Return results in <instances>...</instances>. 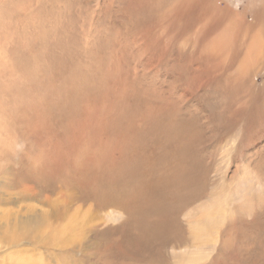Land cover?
<instances>
[{
	"label": "rangeland",
	"instance_id": "rangeland-1",
	"mask_svg": "<svg viewBox=\"0 0 264 264\" xmlns=\"http://www.w3.org/2000/svg\"><path fill=\"white\" fill-rule=\"evenodd\" d=\"M46 1L49 6L45 11H51V18L45 19L52 31L49 43L54 44L58 33L63 39L54 48L61 58L56 62L62 68L59 70L71 66L73 74L88 75L91 69L100 70L90 67L91 63L108 59L107 55L116 45L122 48L123 37L131 41L128 39L125 53H117L120 65H124L121 84L115 85L109 93L108 86L114 83L108 79L104 86L97 88L99 83L94 77L91 90L88 86L85 89L86 82L79 88L80 95L87 98L98 92L101 99L95 96L100 100L110 97L102 103L103 108L85 101L82 104L85 107L63 122L69 106H62L56 96L50 99V104L59 108L52 106L49 115L58 119H48L40 125L43 126L40 137L23 130L31 126L23 122L31 121L32 117L29 112L23 115L19 99L26 94L31 100L28 109L38 106L37 109L42 110L44 104L38 98L49 93L44 89L47 84L43 83V92L36 94V84L22 79L14 66V60L20 59L12 58L13 53L27 55L28 52L18 49L20 43L13 42L8 49L0 44V76L14 83L13 91L5 98L9 107L5 101L0 102L3 110L2 114L0 111V129L4 130V122L9 117L20 118L15 119L22 123L10 124L12 127L7 128L6 136L26 133V139L20 138L23 143L20 152H27L28 156L25 165L36 172L35 161L41 157L44 168L41 170V165L38 168L47 177L28 175L24 173L26 170L17 172L16 167L9 174L0 171V264H24L25 261L29 264H264V65L255 75L233 80L219 62L206 58L202 36L195 34L199 31L196 27L186 33L167 35L163 24H150L132 34L133 29L120 28L124 19L119 0ZM213 1L218 6L224 4L229 13L242 16L245 13L248 23L254 21L252 11L255 15L264 11V0ZM126 2L129 4V0ZM41 3L42 0H0V11H4L0 14V41L3 33L15 27L17 19L40 11ZM7 13H11L12 25L2 23ZM135 24L136 21L132 25ZM34 29L35 25L16 28L18 35H14L23 38ZM175 65L178 70H174ZM98 66L101 67V63ZM54 76L61 78L62 81L56 79L58 84L66 79L64 75L54 73ZM85 78L89 83L91 77ZM5 83L1 80L2 86ZM126 84L128 93L122 94ZM110 104L115 107L111 114L105 108ZM135 104H141L139 109ZM148 106L154 111L158 106L164 109L159 111V116L148 115ZM103 110L112 118L98 116ZM125 111L146 114V124L137 119L129 123L125 119L132 114L125 115ZM143 125L146 130L138 138L143 149L138 150L133 148L138 133L133 128L126 130L125 126ZM110 126H116L131 139L125 143L134 154V161L120 171L121 181L117 186L133 188L132 183L125 184L128 167L136 169L144 165L151 172L166 158L157 175L159 185L136 204L140 209L138 212L136 209L133 219H127L129 211L119 204L110 199L100 204L102 201L90 193L84 176L91 169L78 174L76 181L67 165H63V169L52 167L54 151L58 158L71 157L73 148L77 152L79 148H87L73 144L77 131L87 135L89 140L90 134L106 137L109 133L116 134ZM165 126H173V137L168 139ZM176 130L189 136V143L184 147ZM183 142L181 140V144ZM160 144L167 149L165 153ZM145 150L150 151L149 159H139ZM14 164L10 159V166ZM100 170L97 179L112 174L109 166ZM32 217H40L42 223L35 225ZM135 225L142 228L138 230ZM140 232L146 236V242L139 240Z\"/></svg>",
	"mask_w": 264,
	"mask_h": 264
},
{
	"label": "bare ground",
	"instance_id": "bare-ground-1",
	"mask_svg": "<svg viewBox=\"0 0 264 264\" xmlns=\"http://www.w3.org/2000/svg\"><path fill=\"white\" fill-rule=\"evenodd\" d=\"M17 1H22V0H17ZM44 1L42 0L40 11L33 12L29 14L28 16L17 19L15 23V27L11 28L9 33H3L2 34L3 39H1L0 41V44H2L6 49H8L9 48L8 45L12 44L13 42L20 43L18 49H24L28 53L27 55H16L14 53L12 54V58L20 59V61L14 60V62L16 63L14 64V66L17 67V70L20 73L19 75H21L22 79L29 81V83L33 82V84H36V87H34L36 89L34 90L36 94L42 93L44 89L49 92L48 94H41V97L38 98V99H42V102L44 104V108L42 107V110L37 109L38 106L34 110H32L31 107L28 109V106L31 100L25 97L26 94L22 95L21 97L20 95H17V97H20L19 100L21 101L22 107L24 109L23 115L25 116L26 113L29 112L27 114L31 115L32 117L31 121H28L27 123L23 122L26 125H31V126H26V128L23 130H26L27 134L29 135H36L39 137L41 136L42 127H43L40 125L46 123L48 119H54V120L58 119L56 116L49 115V111L51 110L50 108L52 106L56 110L59 108V105L54 106L50 104V99L56 98V96H58L62 106L63 105L69 106L65 112L66 117H64V119L66 120H64L63 122L70 120L73 116L76 115L79 109H82L83 107H85V106H82V104L85 101H89L91 104L93 102L94 105L98 106V108L100 107L103 108L102 103L109 100L110 97L106 98L105 100H100L101 95L98 92L97 95L94 94V95H91V97L87 98L85 96L80 95L81 91L79 90V88L82 85H84L83 84L84 82H86L85 89H86V86H88V90H91V87H93L95 84L94 77L97 78L98 83H99L97 88L104 86L107 83L108 79L111 81V83H114L112 87L108 86L109 93L112 92L115 85L121 84V80H122L121 71L124 65L123 64L120 65L121 63L117 59V53H125V49L127 46L126 43L128 42V39L131 41V39L128 38L127 36L123 37L122 42H124V45L122 46V48L120 47V49H118V45H116L112 48V51L107 55L108 59L102 58L96 62L91 63L90 67L95 66V67L100 68V70L97 69L94 71L93 69H91L88 75L82 76L80 73L73 74L71 66H66L65 70H59V68L60 69L62 68L57 66L56 62H59L61 58H60V55L57 54L54 48L58 45V43L63 42V39L59 38V33H58V37L54 39L55 41L54 44L49 43L51 35H52V31L49 30V28L47 27L45 19L51 18V11L48 13L45 11V7L49 6L48 5L49 2L46 0ZM119 1H120L121 13L123 15L122 19L124 20L121 26L119 23H118V26H120L122 30L125 29L126 27L130 30L133 29V31H131L132 34H135L137 30L141 29L142 27L146 28L144 27V25L147 26L150 24L155 25V26L163 24L166 29L167 35H170L171 33L179 34V31L186 33L190 29H194L195 27L199 29V31L195 34L202 36V42L204 43L203 51L206 50V52H204L206 54L205 55L206 58L210 60L214 59L217 62H219L220 67L225 69V74L227 73L230 79H233V80L246 79L253 73H254L253 75H255V72L264 65V11H262V13L259 15H255L254 11H252L253 13L252 17L254 18V21H251V23H248L245 20V13L243 14V16L242 14H236L234 12L229 13L226 6H224V4L221 6H218L213 0H129V4H127L126 0H119ZM3 13L4 11L2 9L0 11V14H3ZM10 16H11V13H7L6 16L3 17L2 23L5 25H12L11 21H9ZM134 21H136V24L132 25L134 24ZM27 25H35V29L32 32L23 35V38L17 37L16 35L18 34H16V28L17 29L23 28V27H26ZM114 25H116V23L113 24V27ZM161 27L162 26H160V28ZM120 40L121 39H119L118 41ZM35 47L37 48L35 49ZM30 48H32L31 51H29ZM21 62H24V63H21ZM76 62L78 64V67L81 69V66L79 65L78 60H76ZM99 63H101L102 65L101 67L98 66ZM205 64H207V62ZM212 64L218 65L217 63H212ZM173 68L174 70L175 69L178 70L176 65ZM101 70H103L102 73H100ZM54 73L57 76L64 75L66 78L64 80L65 82L63 81L62 84H58V82L55 83V81L57 80L58 81H62V80L60 77L59 79L58 77L54 76ZM87 76L91 77V80L89 83L87 82L88 79L85 78ZM4 78L5 77L0 76V102H3V101L6 102L5 100L6 96L7 95L9 96L11 92L13 91L12 85H14V83L7 81L6 79L4 80ZM1 80L6 82L5 85L3 86L1 85ZM105 80L106 82H104ZM43 83L47 84L44 87V89L42 88ZM128 88H129V85L126 84L123 87L124 91L122 94L128 93ZM57 91L59 93L58 95H57ZM95 95L100 99H98ZM32 98H35V97H32ZM5 104H6V107H9L7 102ZM140 106L141 104L139 106L135 104L134 107L139 109ZM151 107L152 106L147 107L146 114L148 115L153 114V115L159 116L160 115L159 111L164 109L158 106L154 111V110H151ZM105 108L109 109L108 113L111 114L112 110H114L115 107L114 105H111L109 107L106 105ZM0 111L2 114L3 110L1 106H0ZM55 112L56 111H54L53 113ZM102 112L103 113L98 114V116L103 117V118H109V119L112 118L111 116L107 114L106 111L103 110ZM126 114H132L130 118L128 117L125 119L126 121L131 120L132 122H135L137 119L138 121L141 120L142 122H145L144 125L146 124V117H145L146 114L143 115L140 111H138L135 114L125 111V115ZM15 118L20 119L18 116H11L4 122L5 124V126H3L4 130L2 131L0 129V171L3 173L9 174V173L14 172L15 167H16L17 172L19 171L22 172L23 170H26V172H24L25 174L34 175V177L38 176L41 179L47 178L45 174L41 173V170H43L44 168V160L41 157L36 158L35 165H34L36 172L32 170L31 168L26 167L25 165L28 159V156H27V152L25 154L20 152V150L23 148V143H21L22 141L20 140V138L26 139L27 134L25 133L23 135V133L18 132L14 134L13 136H11L10 138L6 136L7 131H8L7 128L12 127V126H9L10 124L22 123L21 121H18ZM131 121L129 123H132ZM144 125L143 126H125L126 130L133 128L138 133L136 144L133 147V148H137L138 150L143 149L142 144H139L138 142V138L141 137L142 133L146 130V126ZM109 129L115 130L116 134L109 133L107 137L104 135L94 136L93 134H90L92 137H90L89 140H87V137H86L87 135L85 136L84 133L80 134L77 131L73 144L76 145L77 148L80 147L81 145H85L87 146V148L84 150L82 148H79L78 152L76 148H73L71 150V157L61 156L58 158L55 155L57 154L56 151H54L55 160L53 158L52 167L53 169L54 168L63 169V165H67L69 168H71L70 172L72 173V176H73L72 179H75L76 181H78V174L82 173L87 168L91 169V171L84 176V178L87 179L89 183L88 189L90 190V193L98 197L102 201L100 204L106 202L108 199H110V201L114 204H119L120 206L119 205L118 206L120 208H123L124 210L129 211V215H127V219L128 218L133 219L136 209H137V212L140 209V206H137L136 204H139V202L141 203L144 197H146L150 192L156 189V187L159 185L160 180L157 179L159 178L157 177V175L162 171V168L160 165L162 163H165L166 158L164 157L161 163L159 164L157 163L156 164L157 169L150 170L151 172H148L144 165H141L136 169H130L128 167L129 172L127 173L128 176L126 178L125 184L130 185L132 183L133 188L127 189L126 187H124V185L117 186V183L121 181V180L119 181L120 171L123 169L124 166L134 161L132 157V155L134 154H133V149L130 150V148L127 146V143H125V140L128 142L131 139L126 138L120 132V130H117L116 126H110ZM164 131L168 139L169 137H173V133H174L173 126H165ZM175 134L180 139V145L182 147H184L185 145L189 143V140H190L189 136L184 131L176 130ZM78 137H80L81 140L78 141ZM181 140L184 141L182 144H181ZM159 147L163 153L167 151V149L164 146H161V144L159 145ZM76 152H77L78 158H76ZM149 154H150V151L145 150L144 152H142V156H140L139 159L147 160L149 159L147 158ZM18 158L20 162H17ZM10 159H12L15 162L13 166H10ZM86 161L88 164L93 165L94 167L93 168L88 167ZM40 165H41V170L40 168H38V166ZM104 166H109L111 168L112 174L109 173L107 177L101 180L100 178L97 179V177L99 176V173H101L100 167H104ZM25 178L27 177L25 176ZM50 183H53V181H51ZM92 183L94 185H92ZM33 194H35V192ZM93 198H90V199H93ZM100 200L98 201L100 202ZM143 209H146V206ZM39 218L32 217L31 222L39 226V224L42 223L39 220ZM125 224H128V223L125 222ZM41 227L43 228V224ZM136 228L139 230L142 227L136 226ZM69 229H70L69 231H71L72 227H70ZM139 240L142 243L147 241L146 236L142 232L139 233ZM162 251L165 252L164 248H162ZM78 252L80 253L79 250ZM61 258H63L62 255H61ZM97 258L100 259L99 256ZM24 264H29V262L25 261Z\"/></svg>",
	"mask_w": 264,
	"mask_h": 264
}]
</instances>
